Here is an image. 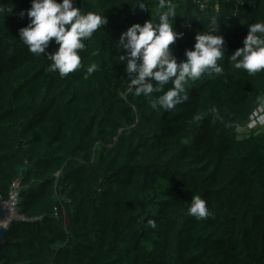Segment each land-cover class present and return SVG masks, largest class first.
I'll list each match as a JSON object with an SVG mask.
<instances>
[{"label":"trees","instance_id":"trees-1","mask_svg":"<svg viewBox=\"0 0 264 264\" xmlns=\"http://www.w3.org/2000/svg\"><path fill=\"white\" fill-rule=\"evenodd\" d=\"M144 2L75 0L108 22L61 76L19 39L30 0H0V196L19 178L18 212L32 218L10 222L0 264H264V128L243 130L264 106V70L228 59L264 22V0H171L177 61L198 32L222 35L224 58L170 110L134 95L119 59L120 33L156 19L159 0ZM195 195L206 219L187 214Z\"/></svg>","mask_w":264,"mask_h":264},{"label":"clouds","instance_id":"clouds-1","mask_svg":"<svg viewBox=\"0 0 264 264\" xmlns=\"http://www.w3.org/2000/svg\"><path fill=\"white\" fill-rule=\"evenodd\" d=\"M31 6L21 11L28 23L18 30L19 39L28 51L44 54L49 61V71L61 76L80 68L79 52L85 48L84 41L107 24V18L97 12H83L75 6V0H30ZM135 6L147 10L144 0H135ZM2 11V10H0ZM177 13L171 0H159L156 19H147L142 24L132 23L119 35V44L124 53L125 70L134 73L129 87L133 94L150 100L151 107L173 109L187 100L185 85L196 80L205 72L220 74L222 67L217 63L224 58V37L216 32H198L191 49L185 50V59L177 61L171 52V45L178 38L174 27ZM57 47L46 52L49 43ZM235 69H243L249 75L264 70V22L247 26L242 46L237 47L228 58ZM96 69L95 64L86 68V76ZM146 78H149L146 82ZM156 83L153 84L152 81ZM170 87L165 89V85ZM153 93H159L155 98ZM187 214L196 219H206L211 213L206 201L199 195L191 199ZM147 223L155 229V220Z\"/></svg>","mask_w":264,"mask_h":264},{"label":"built area","instance_id":"built-area-1","mask_svg":"<svg viewBox=\"0 0 264 264\" xmlns=\"http://www.w3.org/2000/svg\"><path fill=\"white\" fill-rule=\"evenodd\" d=\"M201 7L203 5L201 4ZM264 128V106L258 105L250 114L248 121L243 127L245 131L258 130ZM21 188V180L19 178L14 179L10 185L8 197L5 200L6 206L9 210V221H29L32 218L26 217L18 212V199Z\"/></svg>","mask_w":264,"mask_h":264},{"label":"water","instance_id":"water-1","mask_svg":"<svg viewBox=\"0 0 264 264\" xmlns=\"http://www.w3.org/2000/svg\"><path fill=\"white\" fill-rule=\"evenodd\" d=\"M9 210L6 206L5 200L0 196V245L4 240L5 232L8 229Z\"/></svg>","mask_w":264,"mask_h":264}]
</instances>
